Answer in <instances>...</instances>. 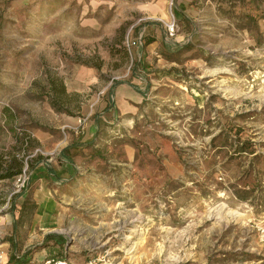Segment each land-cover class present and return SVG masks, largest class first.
Returning <instances> with one entry per match:
<instances>
[{"label":"rangeland","instance_id":"1","mask_svg":"<svg viewBox=\"0 0 264 264\" xmlns=\"http://www.w3.org/2000/svg\"><path fill=\"white\" fill-rule=\"evenodd\" d=\"M260 1L0 0V155L28 174L19 190L0 177V242L34 172L68 164L54 229L69 264H260ZM126 32L141 37L131 61ZM129 80L142 97L130 120L114 90ZM94 115L95 142L62 149Z\"/></svg>","mask_w":264,"mask_h":264},{"label":"crops","instance_id":"2","mask_svg":"<svg viewBox=\"0 0 264 264\" xmlns=\"http://www.w3.org/2000/svg\"><path fill=\"white\" fill-rule=\"evenodd\" d=\"M156 5L158 8L157 6L153 8L154 13L156 11L159 14H163L164 12L160 7L161 3H156ZM177 14H179L178 10ZM114 90L115 101L120 114L124 115L125 119L130 120L137 109V104L142 101L137 86L129 80L118 82ZM101 124L100 119L94 115L89 120L80 139L77 141L71 138L70 142L65 144L62 149H65L67 146L72 147L94 143L99 136ZM44 138V136L38 137L39 140L46 141L47 139ZM70 166L68 164L64 165L58 171L65 170L67 173H70ZM58 171L52 165L40 167L34 172L35 180L32 181V196L30 195L29 198L24 199L19 198L10 211L2 214V232L6 236L0 242V248L4 251V258H6L7 264H12L9 261L11 253H22L25 249L29 248V244L34 239L36 244H40L43 242L42 240H44V243L31 253L30 260L28 261L29 264H41L47 258L62 257V248L65 247L62 241L63 236L54 229L62 220V215L60 214L61 197L57 193L58 186L55 181ZM50 233H53V236L46 240L45 236Z\"/></svg>","mask_w":264,"mask_h":264},{"label":"built area","instance_id":"3","mask_svg":"<svg viewBox=\"0 0 264 264\" xmlns=\"http://www.w3.org/2000/svg\"><path fill=\"white\" fill-rule=\"evenodd\" d=\"M177 30V23L175 20V17H173L171 15V18H169L168 20H166V22L164 23V32L168 37H172V35H175ZM140 39L141 37H134L133 35H130L129 33H125V37L123 40V48L125 49V51L128 52V54L130 55L132 60V50L137 48L139 43H140ZM85 118L83 117L82 120H84ZM35 150H39V148H35ZM34 150V151H35ZM41 151V150H39ZM26 158H24L23 164H22V168L21 170L16 173V175H14V185H15V190H19L21 188H25V186L27 185V178H28V174H27V170H26ZM261 235H264V230H261ZM0 264H6V258H4V251L0 250ZM41 264H69V262H67L64 258L62 257H58V258H47L45 259Z\"/></svg>","mask_w":264,"mask_h":264},{"label":"trees","instance_id":"4","mask_svg":"<svg viewBox=\"0 0 264 264\" xmlns=\"http://www.w3.org/2000/svg\"><path fill=\"white\" fill-rule=\"evenodd\" d=\"M255 1V0H253ZM264 1V0H261ZM260 1V2H261ZM261 17L264 18V11L262 10L260 12ZM252 17H255L254 15ZM60 91H64V85L63 83H60L59 87ZM23 164V161H21L16 155H11V157L6 158L0 155V177H10L16 175L21 170V166ZM12 169V170H11ZM14 169V170H13ZM53 236V233L47 234L45 236V239H50V237ZM34 247H29L25 249L22 253L20 254H13L11 253L9 255V261L12 264H29L28 261L30 260L31 253L34 252L35 250ZM262 261L260 264H264V258L261 257Z\"/></svg>","mask_w":264,"mask_h":264}]
</instances>
